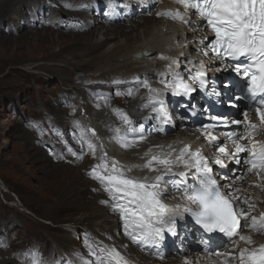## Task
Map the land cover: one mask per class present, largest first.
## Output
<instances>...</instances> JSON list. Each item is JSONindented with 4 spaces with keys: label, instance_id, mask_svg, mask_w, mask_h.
I'll use <instances>...</instances> for the list:
<instances>
[{
    "label": "bare ground",
    "instance_id": "6f19581e",
    "mask_svg": "<svg viewBox=\"0 0 264 264\" xmlns=\"http://www.w3.org/2000/svg\"><path fill=\"white\" fill-rule=\"evenodd\" d=\"M122 1L129 5L141 6L140 8L146 11L149 8L155 9L152 14L150 13V16L136 17L134 20L122 24L109 23V21L116 20L117 14H122ZM48 4L49 6H47ZM76 6H79L78 10L86 11L77 15L69 12V9ZM29 7L32 10L28 13L25 12ZM0 8V22L5 23L3 26L7 28L8 33L12 32L11 24L6 25L9 11L15 10L14 14L17 16L12 18V26H15V31L20 28L15 25L17 21H20V23L27 22L26 26H28L29 21L33 18V20H36V24H40L38 28L23 31V33L14 37L22 41L27 40L28 44L36 42L39 46L38 55L34 59L41 63L34 61L37 64L29 63L23 66L25 72L31 70L50 72L49 76H46L48 80L52 78L50 77L52 76L51 73H54L60 83L65 85L64 99L65 105L68 107L63 110H55L54 115L61 113V117L59 120L56 119L58 121L53 122L50 126L53 125L54 130L60 131L61 139L64 140V137L67 136V140L65 144L62 143V145L56 146L53 151H50V149L49 152H44V150L38 148L35 150L37 158L40 157V159H36V162L41 160L42 152L45 153V156L47 153L51 154V156L47 155L46 159L42 157L49 172H54L52 166L49 165L52 161L62 160L65 162V164L64 162H58L63 173L59 178L62 184L58 183L56 180L58 178L53 176L54 181L61 184V187H59L60 191L58 192V205L55 204V206L49 207V215L55 216L54 221L60 217L59 214L62 212H69L70 215H68V220L63 222L64 225L57 228L56 233L59 231L68 235L86 229V231L97 235L95 237L100 245L90 242L89 238L92 233L89 236L83 235L79 231V236L83 237V241L87 239L90 242H82L83 247L87 243V247L91 249L92 253L96 252L101 255H103L101 249L115 248L127 261V264H222V262H226V256H218L217 253L235 252L236 249L233 244L228 242V239L224 236H213L212 233H205L201 227L192 225L181 210V207L187 205L185 201L186 193L171 188L168 184L162 185L165 189H171L162 198V203L174 212L177 218L181 215L184 217L183 220H177L175 235L172 232H165L164 238L156 244L133 242L129 236L125 235L124 222L120 219L119 213L112 210V201L108 193L104 191L103 185L92 179L88 174L92 166L98 163L97 159L91 155L86 146L83 148L81 159L69 158L67 152V147H71L78 154H81V145L76 143L74 137L80 136V129L92 128L96 131L98 139L92 137L91 133L85 135L98 145V154L107 152L109 158L118 161L119 166L126 175L131 177L143 178L156 175V173L149 172L140 166L146 163L151 155H163L171 151L179 154V150L185 145L189 146L190 151L200 149L203 155L210 158L219 156L220 154L209 143L208 139L193 130V127L196 126L193 119L182 112L174 110L180 105L191 108L194 114L201 118L203 122L211 121L209 119L211 115L222 117L223 122H226L228 126L226 132H221L217 128L218 126L210 131L213 134L221 132L215 142L217 146L234 151V147L226 138L225 133L244 131L242 126L233 127L230 123L231 119H243L240 112L238 113L239 106L242 103L238 106L239 110L234 108L229 114H222L210 102L230 106V101H225L228 98L225 95L226 92L232 93L231 101L235 102L236 97L240 96V89L233 86V81L238 77L229 64L223 62V65L220 61H215L203 55L206 50L198 42L209 36L205 29L200 26L199 30L195 31L193 35V26L185 25L178 20L158 16L157 13L160 12L179 10L172 7L167 0H156L154 6L143 4L141 0H49V3H46L45 0H1ZM23 8H25L24 11ZM46 8L49 9L51 17L47 20H44L43 17L42 22H39L38 15L41 9ZM139 10V12H144L142 9ZM61 14H64L65 20L62 19V16L60 17ZM71 16L77 18H69L68 20V17ZM103 16L105 17L103 18ZM190 19L196 21L192 17ZM58 26H61L63 31H58ZM4 38L5 42L10 41V37L6 36ZM56 47L58 51H52ZM137 54L138 57H136ZM190 54L194 55L195 58L192 59L189 56ZM90 55L93 56V59L90 60L92 64L88 65L90 70H83V72H86L84 73L85 77H70L68 71L70 72L73 65L76 66L73 61ZM162 57L167 59H162ZM173 60L177 61L175 65L172 64ZM189 60L192 61V64H189ZM7 61L9 60H6L5 57L0 58V68L5 66ZM16 61L11 59L9 62L15 63ZM201 61L204 64V79L206 81L203 87L200 86L199 82L193 83L187 75V71L195 74ZM222 66L228 69L220 72L219 68H223ZM173 71L180 74L184 83L195 89L191 95H174L171 86L166 87L171 80ZM145 83L159 90V100H163L168 113L166 123L161 124L154 118L156 113L152 111V107H159L160 105L155 103V100L153 103H149V97L158 96L155 93L150 94L148 89L143 87ZM90 84H95L96 87L91 88ZM105 87L110 88V90ZM214 89L216 94L213 92ZM129 90H131L132 95L126 94ZM118 92L125 94L117 95ZM75 95L77 99L67 100L69 96L73 97ZM145 104L149 106L143 107ZM200 104H204L205 107L199 109ZM114 109H119L121 113L126 114L132 121L131 126L138 123L143 127L142 133L138 132L136 136L142 134L144 139L138 141L134 147L122 148L113 139L116 134L110 129H124L127 127ZM225 109L230 110V107ZM202 110L205 113L202 114ZM249 118L255 122L252 113ZM77 124L80 128H77ZM48 132L47 134H49ZM128 138L133 139L134 137L129 134ZM255 139L264 140V137H256ZM100 144L104 145L103 150L99 148ZM28 149L30 148L28 147ZM149 149H151V153L148 157H145L144 153L148 152ZM224 164L226 168H216V172H219V174L212 175L217 180L220 191L231 192L241 197V199L250 197L251 203L254 205L251 214L258 217L260 213L264 212V191L261 190L264 188V182L256 176L247 174L242 166L236 165L230 159H225ZM78 165H80L79 168ZM214 165V163L211 164V166ZM153 167L159 166L154 164ZM129 168L133 170L128 171ZM228 168H231L232 171H227ZM183 170L182 166L173 169L174 172ZM226 171L227 176L224 175ZM188 172V182H191L194 170H188ZM241 174H243V180H235V177ZM175 178L179 179V177ZM63 180L65 187H63ZM254 183L260 184L261 187H253ZM227 184H236L239 191L228 189ZM240 207L247 210L243 204ZM73 215L79 216L73 218ZM44 228L45 234L47 231L52 232L49 226ZM241 234L252 237L254 241L252 246L258 247L260 244H264V233L258 234L244 229ZM53 235L49 237L52 243L48 241L51 248H57L58 252L61 250L66 251L68 257L66 259L60 253L56 257L57 264H82L83 261L92 262L97 259L92 253L87 258L84 257L85 255L82 256L80 252L75 251V253L73 243L69 237L65 235L52 237ZM41 238L47 239L45 236ZM194 240L198 247L192 245ZM235 242L239 248L249 247L238 238ZM9 243L5 239L0 240V249L6 251L17 248L10 244L7 249ZM4 245L6 248H2ZM174 246H177V249ZM191 252L200 253V256L179 258V256ZM18 254L2 253L0 251V264H32V260L36 255V253L31 256L29 254L28 256ZM80 258H82V261ZM62 260L65 263H62Z\"/></svg>",
    "mask_w": 264,
    "mask_h": 264
},
{
    "label": "snow or ice",
    "instance_id": "6c2138e0",
    "mask_svg": "<svg viewBox=\"0 0 264 264\" xmlns=\"http://www.w3.org/2000/svg\"><path fill=\"white\" fill-rule=\"evenodd\" d=\"M143 4L155 5L156 0H141ZM175 3L182 6L184 11H165L157 13L173 20H178L185 25H191L198 31L201 24L205 30H211L214 38L205 37L198 44L210 49L212 59L224 62L225 59L235 62L231 65L232 70L237 74L238 79L233 81V86L239 88L241 93L246 95L237 96L235 102L231 101L232 93L226 92L230 101V106L238 108L244 102L243 119H231L230 123L242 126L243 132L229 131L225 133L226 138L232 143L233 150L226 147L217 146V137L213 136L211 129L217 125L206 123L202 125V135L206 137L210 144L220 154L210 158L201 153L200 149L190 151L185 145L179 150L164 153L163 155H151L142 166L149 172L156 173L152 177H131L127 176L119 166L118 161L110 159L107 152L98 154V145L92 139L86 137V133H91L92 137H97V133L92 128L80 129V136L74 137L77 144L81 145V154H78L71 147H67V152L77 158H82L83 148L86 146L91 155L97 159L89 171V176L100 182L104 191L108 193L112 201V210L118 212L120 219L124 222L125 235L129 236L133 242L156 244L164 238L165 232H172L175 235V225L177 220H183L181 215L176 214L162 203V198L171 189L162 187L168 184L171 188L186 193V199L193 205V208H185V212L195 220L205 233H220L233 244L236 249L233 253L220 254L226 256V262L222 264H264V244L258 247L252 246L254 241L249 235H242L244 229H248L258 234L264 233V212L260 215H252L254 205L250 197L241 199L231 192H221L217 180L211 175L213 168L211 164L226 168L225 159H230L238 166H242L247 174L256 176L264 182V140L255 139L264 137V0H175ZM125 7H129L125 5ZM150 10V8H149ZM198 15L199 20L193 21L190 16ZM210 39V43L205 40ZM204 56H209L208 51L203 52ZM162 59H167L162 57ZM176 60L172 61L175 65ZM189 64L192 61L189 60ZM188 77L193 83L199 82L200 86L206 83L204 76V64L201 61L195 74L187 71ZM239 77H242L240 79ZM171 86L174 95L188 96L195 89L183 82L179 73L173 71L171 80L166 87ZM149 93L159 95V90L150 87L147 83L143 85ZM214 94L215 89L213 90ZM125 93H117L123 95ZM127 95H132L129 90ZM154 97H149V103H153ZM159 107H152L156 113L155 119L161 124L168 121V113L164 107L162 99L155 100ZM148 104L143 107H148ZM190 107V105H189ZM239 110V108H238ZM114 111L120 116L124 129H110L116 135L113 139L122 148L134 147L138 141H142L144 136L143 127L133 128L132 121L119 109ZM252 113L255 122L249 118ZM211 121L223 122V118L217 115L209 117ZM80 128L79 124L76 125ZM226 126V125H225ZM132 134L133 139H129ZM243 141V143H241ZM171 148V146H169ZM99 148L103 150L104 145ZM151 149L145 152L148 157ZM159 167H153V165ZM183 167V171L174 172V168ZM129 168L128 171H132ZM188 170H194L193 179L188 182ZM227 171H232L228 168ZM227 171L224 173L227 176ZM167 177V179H166ZM175 177H179L176 179ZM235 180L242 181L243 174L237 175ZM228 189H236V184H227ZM253 187L260 188V184H253ZM264 191V188L261 189ZM243 204L246 206L240 207ZM179 207V205H177ZM167 226V227H165ZM245 242L249 247L239 248L236 239ZM103 255L93 252L97 259L95 261H83L82 264H127V261L115 248L101 249ZM32 264H40L37 259L32 260Z\"/></svg>",
    "mask_w": 264,
    "mask_h": 264
},
{
    "label": "rangeland",
    "instance_id": "374dc122",
    "mask_svg": "<svg viewBox=\"0 0 264 264\" xmlns=\"http://www.w3.org/2000/svg\"><path fill=\"white\" fill-rule=\"evenodd\" d=\"M45 2L49 3V0H45ZM121 4L123 7L122 14H117L116 20L112 22L109 21V23L114 25L122 24L134 20L136 17L150 16V13L152 14L155 9L150 8V10L148 9L146 11L140 8L141 6L129 5L124 1H122ZM125 5L129 7H125ZM6 6L10 7L9 5ZM47 6H49V4ZM52 7L54 6L52 5ZM78 8L79 6L73 7L69 9V12L77 15L86 11L78 10ZM24 9L25 8L22 10L24 11ZM139 9H142L144 12H139ZM31 10L32 8L29 7L25 12L28 13ZM128 10L130 11L128 12ZM14 11L15 10L7 13L8 20H6V25L11 24V33H8L7 28L3 26L5 23L3 24L0 22V58L5 57L6 60L9 61H11V59L17 60L15 63L7 61V63H5L6 65L0 68V240L5 239L8 243L10 242L7 249L10 244H13L14 248H17L14 250L8 249L6 251L0 249V251H2V253H19L18 255L25 254L27 256L28 254L31 256L34 253H36V255L38 253L41 259L40 264H57L56 257L60 255V253L66 259H68V257L66 256V251L61 250L58 252L57 248H51L49 244L51 240H49V237L54 234L52 237L57 235L69 237L73 243V251L80 252L82 256L85 255L84 257L87 258L92 251L87 247V243L83 247L84 244L82 242L89 241H87V239L83 241V237L79 236V231H81L83 235L89 236L92 232L81 229L68 235L59 231L56 233L57 228L63 226V222L68 220V215H70V213H60V217L55 221L53 220L55 216L52 217L49 215V207H53L55 204L58 205L59 202L58 192L62 184L59 178L61 174H63L59 166L60 163L64 161H52L49 165L52 166L54 172H49L43 158L46 159L47 155L51 156L50 153H47L45 156L44 152H49L50 149V151H53L56 146L62 145V143L65 144L67 140V136L64 137V140L63 138L61 139L60 136L62 135H60V131L54 130L52 127L53 125L50 126L61 117V113L54 115L55 110H63L68 107H66L64 99L65 85L60 83L59 79H57L58 77L54 76V73H51L52 76L50 77L52 78L48 80L46 76H49L48 74L50 72L46 73L41 70L25 72L23 66L29 63H35L34 61L36 60L34 58L38 55L37 50L39 46L36 42L28 44L27 40L22 41L14 37L23 33V31L38 28L40 24H36V20H33V18L29 21L28 26H26V21V23L17 21L15 25L20 28L18 31H15V26H12V18L17 17ZM102 13L104 12L102 11ZM61 16L62 19H66L64 14H61L60 17ZM43 17L44 20L51 17L48 8L41 9L38 15L39 22H42ZM104 17L105 16H103V18ZM69 18L75 19L77 17L71 16L68 17V20ZM58 31H63V28L58 26ZM6 36L10 37L9 42L4 41V37ZM52 51L57 52L58 48H53ZM92 55L86 56L85 58H78L73 61L76 66L73 65L74 67L72 66V68H70V72L68 71L70 77H85L84 73L86 72H83V70H90L88 65L90 66L92 64L90 61L93 59ZM40 63L41 62H39V64ZM59 65L61 64L59 63ZM79 72L83 73V76H78L77 73ZM89 86L91 88L96 87L95 84H90ZM105 88L110 90L108 87ZM115 97L116 95L114 99ZM73 99H77L76 95L67 98L68 101H72ZM56 119L58 120L56 121ZM132 127L136 129L141 128L138 123H134ZM47 131H49V134H47ZM28 147L30 149H28ZM36 148L42 149V151L44 150V152H42L43 158L41 157V160H37L38 162H36V159H40V157L37 158L36 156ZM68 157L74 159L70 154H68ZM79 167L80 165H78V168ZM53 176L58 178L56 180L61 184L55 182ZM63 187H65L64 180ZM78 216L79 215H73L72 217L78 218ZM45 225L49 226L52 232L47 231L45 234ZM43 236L47 237V239L41 238ZM95 236L97 235L92 233L90 237L94 240L96 239ZM91 241L90 239V242ZM50 243H52V241ZM92 243L94 242L92 241ZM193 245L198 247V244L195 242ZM3 247H5V245L2 246V248ZM174 247L177 249V246ZM36 255L35 259L38 258V255ZM80 260L82 261V258H80ZM63 262L65 263L64 260H62V263Z\"/></svg>",
    "mask_w": 264,
    "mask_h": 264
}]
</instances>
